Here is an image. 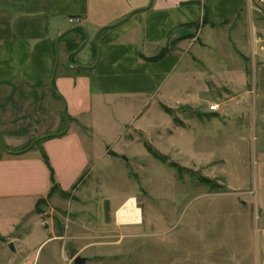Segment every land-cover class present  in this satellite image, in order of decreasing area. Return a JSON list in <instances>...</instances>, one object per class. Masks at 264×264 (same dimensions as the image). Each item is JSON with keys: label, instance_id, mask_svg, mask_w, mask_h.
<instances>
[{"label": "rangeland", "instance_id": "374dc122", "mask_svg": "<svg viewBox=\"0 0 264 264\" xmlns=\"http://www.w3.org/2000/svg\"><path fill=\"white\" fill-rule=\"evenodd\" d=\"M247 13L204 28L205 46L189 54L200 104L173 115L161 105L151 117L159 132L130 130L110 144L73 191L39 201L0 236V264L264 263V70L249 40L264 22ZM131 198L142 221L122 226L116 213Z\"/></svg>", "mask_w": 264, "mask_h": 264}, {"label": "crops", "instance_id": "0c3cea01", "mask_svg": "<svg viewBox=\"0 0 264 264\" xmlns=\"http://www.w3.org/2000/svg\"><path fill=\"white\" fill-rule=\"evenodd\" d=\"M250 2L0 0V236L51 192L44 154L69 193L128 131L159 132L151 117L161 105L200 104L190 88L201 73L188 57L205 46L204 28ZM258 206L264 261V198Z\"/></svg>", "mask_w": 264, "mask_h": 264}, {"label": "built area", "instance_id": "2783aa9c", "mask_svg": "<svg viewBox=\"0 0 264 264\" xmlns=\"http://www.w3.org/2000/svg\"><path fill=\"white\" fill-rule=\"evenodd\" d=\"M248 7L249 16H254L264 22V0H250ZM70 23L78 22L77 20H69ZM251 55L256 61L257 66L264 70V29L252 30L250 35ZM37 264V263H33Z\"/></svg>", "mask_w": 264, "mask_h": 264}, {"label": "bare ground", "instance_id": "6f19581e", "mask_svg": "<svg viewBox=\"0 0 264 264\" xmlns=\"http://www.w3.org/2000/svg\"><path fill=\"white\" fill-rule=\"evenodd\" d=\"M140 209L137 207L136 201L133 198L127 200V202L116 213L118 221L123 225H135L140 224L142 216Z\"/></svg>", "mask_w": 264, "mask_h": 264}, {"label": "trees", "instance_id": "16d2710c", "mask_svg": "<svg viewBox=\"0 0 264 264\" xmlns=\"http://www.w3.org/2000/svg\"><path fill=\"white\" fill-rule=\"evenodd\" d=\"M203 23H204L205 25L208 24L207 19H205ZM72 47H73V48L71 49L72 52H73V51H76L77 49L80 48V47L77 46V45H73ZM166 53L168 54V49H167V51H164V53H163L162 55H160V58L157 59V60H160L162 57H164L163 55H165ZM164 110H165L168 114H170V115H173V114H174V112H173L171 109L165 108ZM149 149L153 150V149L150 148V147H149ZM153 151H154V150H153ZM154 153H155V151H154ZM43 158H44V161H45L46 165H47V166L49 167V169H50V172H51V177H50V178H51V182H52V185H53L52 189L50 190L51 192H50L49 195H48V198L52 197V196L55 195L56 193H57V194H61V195H67L68 193H63V192H61V191L59 190V187H58V185H57V183H56V180H55V178H54V177H55V176H54V172H53L51 166L49 165L48 158L46 157L45 154L43 155ZM37 205H38V203H37Z\"/></svg>", "mask_w": 264, "mask_h": 264}, {"label": "water", "instance_id": "95a60500", "mask_svg": "<svg viewBox=\"0 0 264 264\" xmlns=\"http://www.w3.org/2000/svg\"><path fill=\"white\" fill-rule=\"evenodd\" d=\"M109 204L108 203H106V206H105V217H106V219H108V217H109ZM11 247V249L14 251V247H13V245H11L10 246ZM75 264H87V260L86 259H84V258H81V257H78L76 260H75Z\"/></svg>", "mask_w": 264, "mask_h": 264}]
</instances>
